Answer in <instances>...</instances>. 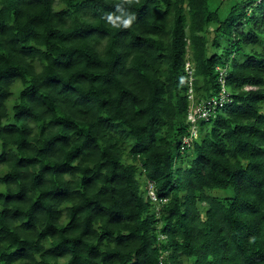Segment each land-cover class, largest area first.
<instances>
[{"label": "trees", "instance_id": "1", "mask_svg": "<svg viewBox=\"0 0 264 264\" xmlns=\"http://www.w3.org/2000/svg\"><path fill=\"white\" fill-rule=\"evenodd\" d=\"M0 264H264V0H0Z\"/></svg>", "mask_w": 264, "mask_h": 264}, {"label": "built area", "instance_id": "2", "mask_svg": "<svg viewBox=\"0 0 264 264\" xmlns=\"http://www.w3.org/2000/svg\"><path fill=\"white\" fill-rule=\"evenodd\" d=\"M186 70H189V64H186ZM190 74V72H189ZM191 80V78H190ZM221 82H224V74L223 71H221V77H220ZM189 95L191 94V90L189 89ZM225 96V97H224ZM191 97V96H190ZM229 98L228 93H224V91L222 90L219 98L216 100H213L212 102H206V103H202V104H198L196 106H191V109L188 113V117L187 119L192 122V126H191V132L190 135L188 137H184L182 138V143L184 144H189L192 140L193 137L196 136L197 132H196V125L194 124L195 121L200 118V119H204L207 120L209 117V113H210V109L215 110L217 105L218 106H222V104L227 101ZM196 110V111H195ZM195 111V112H194ZM149 195L150 198L154 201H157L156 196L154 194V192L152 191V184H149Z\"/></svg>", "mask_w": 264, "mask_h": 264}, {"label": "rangeland", "instance_id": "3", "mask_svg": "<svg viewBox=\"0 0 264 264\" xmlns=\"http://www.w3.org/2000/svg\"><path fill=\"white\" fill-rule=\"evenodd\" d=\"M244 1L246 0H210V7L212 8V10H217L218 11V14L220 17H224L225 15H227V13L229 12V10L231 9V7L233 5H238V4H243ZM250 1H253L255 2L256 0H249ZM212 32H209L208 33V45L210 47H212V41H211V37H212ZM18 86V85H17ZM225 97V96H224ZM9 105V104H8ZM196 111V110H195ZM194 111V112H195ZM188 117V116H187ZM140 178V177H139ZM142 179V177H141ZM218 191H221L219 193L222 194V192L224 194H228V193H232V191L229 189V190H218ZM158 209V207H156V210Z\"/></svg>", "mask_w": 264, "mask_h": 264}]
</instances>
